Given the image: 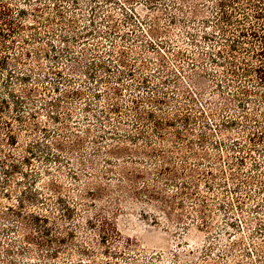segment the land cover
<instances>
[{
    "label": "rangeland",
    "instance_id": "1",
    "mask_svg": "<svg viewBox=\"0 0 264 264\" xmlns=\"http://www.w3.org/2000/svg\"><path fill=\"white\" fill-rule=\"evenodd\" d=\"M173 1L181 4L184 12L172 6L169 0H35L32 3L39 5V12L32 10V6L27 7L26 26L13 37L14 49L11 51L13 55L29 52V57L21 55L15 70L27 73L28 80L24 85L23 81L13 77L11 85L16 94H21L24 86L38 84L32 104L24 102L21 112L27 116L35 109L34 120L38 126L19 130L15 145H7L5 132L0 130V179H6L0 187V210L5 214L0 216V226H5L3 231L0 230V264H71L87 258L78 250L87 242L96 248L97 264H104L108 258L102 255L103 247L95 241L97 232L86 225L85 211L89 208L94 211V207L84 205L88 203L86 184L106 183L107 192L116 196L115 179L127 172L138 175L136 185L140 187L157 178V189L171 195L175 193V187L164 184L163 180L169 175V171L164 170L168 165L177 167L180 178L198 180L197 197L206 199L208 226L205 228L201 224L197 201L184 199L181 207L167 208L142 191L132 195V202L122 205L113 215L121 234L114 247L122 255L108 260L116 264H264V231L257 232L260 223H264V153L250 147L246 132L239 126L224 133L218 131L217 121L225 116L238 117L236 104L219 110L213 118L210 106L200 93L203 92L207 100L226 104L228 101H223L222 94L232 89L214 87L210 74L213 71L217 75L221 67L214 69L209 59L201 54L209 43L202 38L198 39L197 45L191 43L188 32L201 33L205 29L199 20L185 15L196 0ZM8 2L14 9L23 6L21 0ZM94 2L98 3L95 5L96 16L94 24L90 25L88 14ZM57 5L61 9L60 15ZM202 14L210 12L205 10ZM210 30L212 28L208 27L207 31ZM100 61L105 68L98 65ZM88 71H91L90 78L84 75ZM2 77L0 72V92L4 94ZM195 81L203 83L201 92L196 89ZM56 84L58 91L52 89ZM113 85L119 87L118 93L112 92L110 87ZM75 89L81 90L82 94L71 93ZM188 92L194 97L192 104L186 99ZM161 95L166 97V102L155 104L146 100L148 96ZM55 98L61 101L57 121L48 115L55 111L49 105ZM133 98L140 100L141 108L162 109L169 117L184 112L179 107L186 105L191 115L197 117L190 124L192 150L200 155L206 151L210 162L191 156L184 159L182 155L189 148L176 150L175 142L170 139L162 143L150 127L143 129L148 132L151 144L168 157L163 161L161 156L148 155V146L136 133ZM113 102L118 103L119 111L109 114V122L104 118L97 121L93 114H101L100 110ZM199 109L210 122L211 129H205L207 140L222 141L224 138L230 142L237 138L245 142L247 151H253L252 157L244 154L242 164L237 165L234 157L239 153L231 152L227 146L222 144L217 149L209 141L202 147L198 137L205 118L201 117ZM11 113L14 114L12 107L9 115ZM16 124L14 121L13 125ZM176 127L184 129L178 120ZM110 130L114 133L109 134ZM57 142L62 146L59 147ZM255 145L259 148L262 144L258 141ZM28 148L33 154L26 151ZM117 148L126 149L117 152ZM7 153L12 156L8 157ZM218 153L222 154L221 159H216ZM12 164L16 167L11 168ZM189 167L197 170L186 172L184 169ZM204 167L211 171L214 180L209 173L204 174ZM219 169L225 172L221 178ZM231 170L239 172V179L234 182L229 178ZM246 177H251L252 182H241ZM206 181H211V188L207 187ZM52 182L58 187L53 188ZM234 183L241 186L240 191L234 190ZM123 184L130 187L127 182ZM27 189L32 192L36 189L40 201L30 204L25 200L24 212L48 214V226L57 219L58 228L51 235L63 237L62 243L52 240L38 244L39 231L23 226L21 218L10 210L21 209L18 204L23 198L21 193ZM57 197L71 208V218H59ZM95 204V208L102 207L104 202L96 200ZM106 209L109 214L110 208ZM53 215L57 218H52ZM67 230L72 232V237L67 235ZM30 233L34 234L33 238L27 237ZM58 246L56 255H46L49 249ZM7 247H11L8 255ZM6 256L14 262L9 263Z\"/></svg>",
    "mask_w": 264,
    "mask_h": 264
},
{
    "label": "trees",
    "instance_id": "2",
    "mask_svg": "<svg viewBox=\"0 0 264 264\" xmlns=\"http://www.w3.org/2000/svg\"><path fill=\"white\" fill-rule=\"evenodd\" d=\"M33 1L35 0H21L23 6L16 7L14 9L8 0H0V72L3 76L1 84L6 90L4 94L0 92V130L5 132V141L7 142V145H15L17 143V132L22 128L27 129L30 127L32 129L38 126V123L34 120L36 114L35 109H32V111L28 112L27 116L26 114L21 113L25 107L23 104L24 102H26V104H32L31 99L34 92L38 91V88L36 87L38 84L34 87L24 86L21 90V94H16V91L11 85L13 77L23 81L24 85L28 80L27 73L22 74L15 70L17 68V63H19L20 59L22 58L21 55L24 57H29V52H22L21 55L14 53L13 55L11 50L14 49L13 37L19 32L20 29H23L26 26L24 18L27 16V7L32 6V10L36 12L40 11L39 5H33ZM104 1L109 2L112 0ZM150 1L152 2L153 0ZM169 1L171 2L172 6H177L176 9L184 12L181 8V4L178 5V3L173 0ZM196 1L193 2L192 7H190V10L187 11L185 15L190 16L189 18L193 17L192 20H199L202 26H205V29L200 31L201 33H198L199 31L194 33L187 31L191 35V43L197 45L196 42H198V39L200 38L209 43V47L202 49L203 51H201V54L205 55L209 59L214 69H219V67H221L219 70L220 72L216 73L217 75H214L213 71L211 74L208 73L211 76V81L214 83V87H218L219 90L223 87H228L232 90L231 92L222 94L223 101H228L226 104H222V102L217 103L212 100H207V98L204 97L203 92H201V90L204 89V87H202L203 83H197L195 81L194 83L196 84V89L201 92L200 95L204 98L206 105L210 106V114L213 118L216 116L219 110L229 108L232 103L236 104V111L239 114L238 117L237 115L232 117L225 116V118L222 120L217 121L215 124L218 128V131L224 133V131H227L233 126H239L240 130L246 132V140L250 147L252 146L255 148V150H260L264 153V0H209L210 3H206V1L203 2L202 0L199 2ZM96 4L98 3L94 2L90 6L91 11L88 14V22L90 25L94 24V18L96 16ZM57 7L58 14L60 15L61 9L58 5ZM205 10H209L210 14H202ZM208 27L212 28V30L207 31ZM51 48L54 50L56 49L52 44ZM94 63H96V61H94ZM102 63L103 62L100 61L98 65L105 68L106 65ZM56 74H59V72ZM84 75H87L88 78H90L91 71L84 73ZM60 79H63V76L60 75ZM110 88L112 89L113 93H118L120 90L117 85H113ZM52 89L54 91H58L59 86L56 84L52 87ZM71 93L80 95L82 94V91L75 89L71 91ZM185 96L186 99L191 101L192 104L194 100L193 95L188 92L187 95L185 94ZM146 98L149 103L160 104L166 102V97L164 95L159 97L148 96ZM131 103L132 110L134 112L133 118L135 120V124H137L136 133L141 135V139L148 146V155L153 154L155 156H161L163 161L168 157L164 155V151H160L161 149H158L151 144L148 132L143 129L150 127L155 137L162 143L170 139V141L175 142L174 144H176V150L181 151L183 147L189 148V150H187L188 152L182 155L184 159H188V157L191 156L194 159H206L208 163L210 162V159H208L209 154L206 153V151L200 155L196 151L192 150V139L190 137L192 134V127H190V124L194 122L197 117L191 115L186 105H180L179 107L185 110L184 112H181L180 114L175 113L173 117H169L168 113L162 109L156 111L151 107L141 108L140 100L136 98L131 99ZM108 104L110 105L100 110L102 115L93 114V116L95 115L97 121H101L104 118L106 122H109L111 120L109 114L111 112L117 113L119 111L118 103L113 102ZM49 105L54 107L55 111H50L48 115L53 120L57 121L60 117L57 112V109L61 107L60 98L50 100ZM10 107H12L14 114L11 113L9 115ZM199 110L201 117L205 118L204 111L202 109ZM5 114H8V117H5ZM99 115L102 117H99ZM27 119H31L32 122H29ZM177 120L181 122L184 129L181 130L176 127ZM14 121L17 122L16 126L13 125ZM249 127H251L252 130H250ZM205 129H211L210 122L206 118L202 123V133L198 137L199 144H201L202 147H206L210 142L217 149H219L222 144L225 145V148L227 146L231 152L239 153V156L234 157L237 165L242 164L243 159H245L244 154L252 157L253 151L246 150L245 147L247 146L245 142H240L237 138L232 139L230 142H227L224 140V138L222 141L220 139L210 141L207 140L208 134ZM112 130L109 131V134L114 133ZM128 137L130 138L131 136L128 135ZM258 141L262 144L259 148H257L255 145V143H258ZM56 144L59 147L62 146L60 142H57ZM125 149L126 148H117L116 151L121 152ZM26 151L33 154L31 148L26 149ZM7 156L10 157L12 155L11 153H7ZM230 156L232 157L233 155ZM215 157L216 159H221L222 154L218 153V155ZM23 159L28 158L23 157ZM10 166L11 168L16 167L14 164ZM168 166L164 167V170L169 171V175L165 176L163 180L165 181L164 184H171L172 188L175 187V193L171 195L166 194L161 188L157 189L159 188L157 187V178L152 179V181H149L146 185L144 184L142 187H140L136 185V176L138 175H132V173L127 172H125V176L121 174L120 177L115 179L117 180L115 183L116 191L114 192L116 196H112L111 193L107 192L108 188L106 183L101 184L100 182L94 181V183L91 182L92 185L89 183L86 184L88 188L85 190V195L88 197L86 200L88 203H85L84 205L87 207H94V211H92V208H89V210L85 211L87 212L86 225L97 232L95 233L94 238H96L95 241H97V244L103 247L101 252L103 256H106L108 259H112L116 258L117 255H122L119 251L115 250L114 247L119 239H121V234L116 226V223L113 221V215L116 211L120 210L122 205L132 202V195H139L142 191H146V193L151 196L150 198L152 200L159 201L164 207L167 208L173 205L181 207L184 199H189L193 202L197 201L196 210L198 211V215L201 219V224L204 225L205 228L208 226L206 199L203 197H197L198 180L195 178H180L177 174V167L170 168ZM184 170H186V172H193L197 169L194 167H189L185 168ZM202 171L204 174L209 173L210 176H212L211 179L214 180L215 177L211 171H209V169L204 167ZM219 171L221 178L225 172L222 169H219ZM229 178L232 182H234V180L239 179V172L237 170H231ZM5 181L6 179H0V187L3 183H5ZM123 182L129 183L130 187L124 185ZM206 182L207 187L211 188V181ZM223 182L225 184V180H223ZM241 182H252V178H243L241 179ZM51 185L53 188L58 187V185L53 182ZM233 188L235 191L241 190V186L237 183H234ZM21 194L23 195V198L18 203L19 208L21 209H8L15 213V216H19L21 218V224L23 226L32 229V231H39L40 236L36 237L38 244L43 245L46 244V242H52V240L56 241L57 243H62L63 237H60L57 234L51 235L52 231L54 232L55 229L58 228L56 225L57 219H54L51 222L52 225L48 226L50 219L48 214H42L33 211L24 212L23 208L25 200L30 202V204H36L40 201V197L37 195L36 189L34 192H32L31 189H27L22 191ZM178 195H180L181 198H178ZM96 200L104 202L103 206L95 208ZM56 202L58 205L56 209L60 213L59 218L62 220L71 218L72 210L69 206L63 204V199L61 197H57ZM106 208H110L109 214L106 213L109 212L105 211ZM3 213L4 212L0 210V216ZM52 218L57 217L53 215ZM43 223L45 225H43ZM232 224V221H229V226H232ZM4 229V225L0 226L1 231ZM262 231H264L263 222L260 223L257 232L261 233ZM66 233L69 237H72L73 235L72 232L68 230ZM33 235V233H30L27 237L33 238ZM83 236L85 239L88 238L86 235ZM58 248L60 249V246L49 249L46 255H56L59 252ZM10 250L11 247L6 248L7 255ZM78 250L80 255L87 258H80L71 264H97L94 254L96 253V248L92 243H84L80 245ZM6 257V260L9 263L14 262L11 257ZM108 259L103 261V263L116 264L115 262H111Z\"/></svg>",
    "mask_w": 264,
    "mask_h": 264
}]
</instances>
